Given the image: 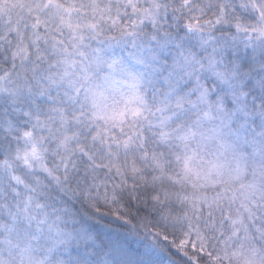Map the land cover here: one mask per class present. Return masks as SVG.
Here are the masks:
<instances>
[{"label":"trees","instance_id":"16d2710c","mask_svg":"<svg viewBox=\"0 0 264 264\" xmlns=\"http://www.w3.org/2000/svg\"><path fill=\"white\" fill-rule=\"evenodd\" d=\"M121 63L148 103L87 121ZM208 125L232 184L205 173ZM234 231L264 247V0H0V264H229L180 243Z\"/></svg>","mask_w":264,"mask_h":264},{"label":"rangeland","instance_id":"374dc122","mask_svg":"<svg viewBox=\"0 0 264 264\" xmlns=\"http://www.w3.org/2000/svg\"><path fill=\"white\" fill-rule=\"evenodd\" d=\"M125 55H120L119 60L122 61ZM124 64L115 65L112 67L105 75H102L99 82L94 86L93 89H88L89 93L83 99L84 107L86 108L87 121H92L94 123L102 122H115L119 119H123L128 115L139 114L141 106L146 105L148 101L144 98L141 93V87L139 81L131 77V75L125 72L123 68ZM133 72V69L130 73ZM68 76H72V80H81L83 78L78 77L80 75L79 70L70 71L67 73ZM78 75V76H77ZM130 75V77H128ZM75 77V78H74ZM69 78V77H67ZM66 79V78H65ZM189 81L184 75H173L170 76L168 82H170L171 88L182 87L186 82ZM196 89V86H192ZM178 95H188L187 90H182L178 92ZM65 112V107L61 109V113ZM92 126L88 127L90 129ZM219 134L216 133L215 127L208 125L205 128V138L208 142L205 144L216 145L217 150L214 152V164L205 173L213 180L214 173L216 175V183L220 181H226L228 184H232V179L234 177L235 166L239 165L237 158L234 156V149L231 143L226 139L227 133L219 128ZM72 138V137H71ZM220 153H222V158L220 160ZM259 196V195H258ZM250 202L257 205L255 202V192L249 195ZM36 214H43L45 209L43 206L39 205L33 209ZM240 213L239 210H232L230 219ZM229 218V216H228ZM263 220V218H260ZM232 225V224H230ZM255 230L258 228V224L254 225ZM234 241L229 239V243L226 246L215 247V243L209 244V248L203 247L202 245L191 242L188 239L182 240L180 246L185 248H190L191 253L195 251H206L209 255L213 253L216 258H221L227 261L229 264H264V247L258 248L252 244L253 234H245L239 236H245L249 238V241L243 242L238 240L235 236L238 235V231H234ZM258 237L262 236L261 232H258ZM199 247V249H196ZM214 249V251H212ZM34 258V257H32ZM29 263V259L26 264ZM38 264H52V262H47L45 259H40Z\"/></svg>","mask_w":264,"mask_h":264}]
</instances>
